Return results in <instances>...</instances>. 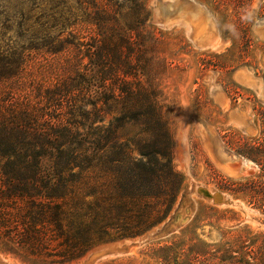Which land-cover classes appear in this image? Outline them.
<instances>
[{
    "label": "trees",
    "instance_id": "trees-1",
    "mask_svg": "<svg viewBox=\"0 0 264 264\" xmlns=\"http://www.w3.org/2000/svg\"><path fill=\"white\" fill-rule=\"evenodd\" d=\"M47 3L32 8L27 49L0 46V255L20 264H73L139 237L182 183L145 2ZM32 53L65 55L53 83L26 81ZM127 126L139 131L125 138Z\"/></svg>",
    "mask_w": 264,
    "mask_h": 264
},
{
    "label": "rangeland",
    "instance_id": "rangeland-1",
    "mask_svg": "<svg viewBox=\"0 0 264 264\" xmlns=\"http://www.w3.org/2000/svg\"><path fill=\"white\" fill-rule=\"evenodd\" d=\"M143 1L145 26L157 45L152 73L182 183L162 222L139 237L97 245L115 243L123 250L90 264H264V0ZM36 6L44 13L50 7L47 0H0V46L29 47ZM160 17L165 26L158 24ZM204 30L215 36L217 48L194 44ZM31 56L26 81L53 83L65 55ZM239 69L260 80L262 90L235 83ZM220 93L238 103L236 120L220 110L215 99ZM138 131L127 126L124 136ZM167 225L173 226L156 236ZM83 258L73 264H85ZM0 264L20 263L0 255Z\"/></svg>",
    "mask_w": 264,
    "mask_h": 264
},
{
    "label": "crops",
    "instance_id": "crops-1",
    "mask_svg": "<svg viewBox=\"0 0 264 264\" xmlns=\"http://www.w3.org/2000/svg\"><path fill=\"white\" fill-rule=\"evenodd\" d=\"M215 42H217V40ZM233 76L235 83L237 79L243 83L255 84L256 88L260 91L263 88L261 81L255 78V76L246 69L234 71ZM215 99L220 110L224 111L230 119L236 120V116H238L237 109H239V105L236 103V100L230 101V99H228V97L223 93L218 94Z\"/></svg>",
    "mask_w": 264,
    "mask_h": 264
},
{
    "label": "water",
    "instance_id": "water-1",
    "mask_svg": "<svg viewBox=\"0 0 264 264\" xmlns=\"http://www.w3.org/2000/svg\"><path fill=\"white\" fill-rule=\"evenodd\" d=\"M184 7L193 10L195 9L196 6L188 4V3H183ZM166 7V6H164ZM166 14V13H164ZM158 19V24L161 26H165V20L163 17L157 18ZM173 225H167L165 228H163L160 232H158V234H156V236H162L164 235L168 230H170V228ZM123 250V248L119 247L118 244H106L97 248H93L91 249L85 256V264H90L92 263L94 260L108 256L110 254H117L120 253ZM83 258V259H84Z\"/></svg>",
    "mask_w": 264,
    "mask_h": 264
},
{
    "label": "bare ground",
    "instance_id": "bare-ground-1",
    "mask_svg": "<svg viewBox=\"0 0 264 264\" xmlns=\"http://www.w3.org/2000/svg\"><path fill=\"white\" fill-rule=\"evenodd\" d=\"M194 11H198V9L195 7V9H193ZM168 22V21H167ZM203 30V29H202ZM211 32V31H210ZM212 33V32H211ZM211 33H207L205 34V30H204V33H201V31L198 33V36H196L194 38V44L197 46V47H200V48H210V49H215L217 48V42L216 41V38L214 35H212ZM227 158V157H226ZM223 172L226 173L227 175H235V173L230 169L229 166H222L221 167ZM220 168V169H221Z\"/></svg>",
    "mask_w": 264,
    "mask_h": 264
}]
</instances>
